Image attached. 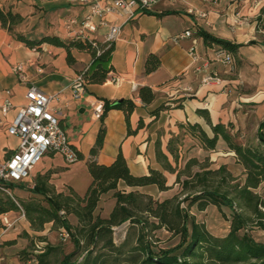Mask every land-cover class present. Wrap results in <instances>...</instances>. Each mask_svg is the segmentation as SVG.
Returning <instances> with one entry per match:
<instances>
[{"label": "crops", "instance_id": "1", "mask_svg": "<svg viewBox=\"0 0 264 264\" xmlns=\"http://www.w3.org/2000/svg\"><path fill=\"white\" fill-rule=\"evenodd\" d=\"M0 8L18 13L22 18L14 26V32L35 41L44 36H56L66 41L64 21L75 18L81 22L89 10L87 5L77 0H0ZM262 13L264 0H160L146 12H138L132 18L111 12L95 15L84 31L87 38L103 42L111 26L119 27L113 50L104 65L111 67V72L120 77V82L114 84L106 80L88 83L80 97L73 95L71 84L77 73L90 66L92 57L88 51L71 48L73 61L69 63L64 47L42 43L37 48H31L0 23V104L9 90L15 106L4 115L0 112V160L18 146V138L9 135L7 127L16 107L27 103L29 84L56 96L52 106L58 111L59 124L78 154L77 161L69 164L56 152L45 153L31 169L28 179L13 181L15 186L9 192L22 199L41 198L40 194L32 192L30 185L39 175H46V184L57 193H68L72 189L78 195H83L91 182L86 163L101 123L94 110L99 104L103 107L105 101L131 99L135 103L128 118V124L135 132L127 133V120L122 110L109 109L104 118V142L93 160L108 165L121 152L134 175L147 174L150 168L163 171L155 155V140L158 137L161 150L175 165L166 150V143L172 134L180 132L179 124L197 122L210 133L208 125L197 113L199 108L206 109L214 123H231L232 131L239 133L238 140L253 142L247 134L255 132L256 137L259 125L264 122ZM185 30H191L192 35L176 37ZM199 31L238 45L236 55H233V72L214 59L213 49L219 45L213 42L206 44ZM191 52L195 58H192ZM149 53L159 55L160 65L147 74L144 62ZM16 63H23L25 80H20L12 72L11 67ZM206 74L218 76L219 81L203 83L202 78ZM143 85L150 86L155 93L154 100L149 104H143L137 94L138 88ZM161 105L166 108L160 110L155 118L153 111ZM139 120H142L143 126L137 128ZM180 148L179 168L189 158L202 161L208 157L211 169L224 166L233 175L244 179L243 166L237 162L235 153L222 138H219L214 150L207 151L198 144L197 139L184 132ZM164 175L169 187L166 190H159L156 185L128 186L122 180L117 182V189L149 195L154 199L180 195L176 173L164 171ZM262 185L264 181L256 189L259 194ZM115 203L113 191H108L101 196L96 214L107 217ZM210 207L217 209L214 205H208L204 210H198L193 205L189 214L196 221L203 222L211 234L226 235L230 229L227 218V229L223 233L209 230L206 221L199 218ZM67 218L72 226H76L75 215L69 214ZM5 220L12 225L6 227ZM128 225V222H124L113 228H124L121 240ZM158 231L172 235L165 229ZM250 235L255 241L264 243V230L252 229ZM28 238L39 247L46 242L60 245L62 240L60 231L53 228L51 222L45 223L43 230L35 231L20 211L0 214V264H24L30 261L19 258ZM68 239L70 237L65 240ZM72 250L69 247L65 252ZM37 253L38 250H33V254Z\"/></svg>", "mask_w": 264, "mask_h": 264}, {"label": "trees", "instance_id": "2", "mask_svg": "<svg viewBox=\"0 0 264 264\" xmlns=\"http://www.w3.org/2000/svg\"><path fill=\"white\" fill-rule=\"evenodd\" d=\"M21 18L18 13L0 8L1 26L27 46L37 48L42 43H50L64 47L69 63L73 61L71 48L86 50L92 57L90 66L84 72L87 84L102 83L110 78L111 67L104 64L113 50V43L89 38L62 41L56 36L30 40L13 30ZM199 34L206 44L216 43L236 55L238 45L202 31ZM159 65V55L149 53L144 62L145 73L155 71ZM137 94L143 104H149L155 98L154 91L148 85L140 86ZM134 107L131 99L104 102L96 141L86 163L91 182L83 195H78L72 189L68 193H57L46 184L47 176L39 175L32 192L40 194L41 198L22 199L9 192L15 186L13 181H0V214L20 211L35 231L43 230L44 224L51 222L53 228L65 229L74 245L73 250L66 253L60 245L46 242L37 249V254L28 255L27 260L34 259L36 264H264V243L255 241L250 235L252 229L264 230V194L256 192L264 181V122L259 125L255 143L241 141L238 140V131H232L231 123H214L208 111L199 108L197 113L208 125L210 133L197 122L179 124L180 132L172 134L166 143V150L175 165L161 150L158 137L155 140V155L163 171L150 168L147 174L134 175L121 152L108 165L93 160L104 142L107 111L122 110L127 120V133L132 134L135 131L131 130L128 118ZM164 108L165 105H161L153 111L155 118ZM141 126L143 122L139 120L137 128ZM184 132L197 139L198 144L207 151L214 150L219 138H222L235 153L237 162L243 166L244 179L233 175L224 166L211 169L208 157L202 161L189 158L179 168ZM164 171L176 173L180 195L154 199L149 195L117 189V182L122 180L128 186L156 185L159 190H166L169 187ZM111 190L116 203L107 217H101L96 214L98 202L103 194ZM193 205L198 210H204L208 205L216 206L230 221L229 232L224 236L211 234L203 222L196 221L189 214ZM224 208L229 210V214L225 213ZM69 214L77 217L76 226L69 223ZM124 222L129 225L124 239L117 244L113 228ZM160 229L178 236L179 243L172 248L157 249L151 238Z\"/></svg>", "mask_w": 264, "mask_h": 264}, {"label": "built area", "instance_id": "3", "mask_svg": "<svg viewBox=\"0 0 264 264\" xmlns=\"http://www.w3.org/2000/svg\"><path fill=\"white\" fill-rule=\"evenodd\" d=\"M158 1L160 0H77L78 3L87 5L89 10L81 22H78L75 18H68L64 21L65 39L66 41L86 39L84 31L89 27L95 15L102 16L105 12H111L132 18L138 12H146ZM201 15L203 14L201 13ZM260 27L264 31V13L260 17ZM118 32V26H111L103 42L113 43ZM191 35V30H185L176 37H189ZM190 54L192 58H195L192 52ZM213 57L215 60L222 62L230 72L235 70L234 56L225 48L220 46L214 48ZM11 70L20 80H25L23 63L14 64ZM85 70L86 68L77 73L72 81L71 88L75 97H80L87 85L84 78ZM110 74L111 76L107 80L118 84L120 77L113 72H110ZM213 81H219L218 76L206 74L202 78L203 83ZM26 98L27 103L16 107L14 117L7 127V133L16 136L19 143L7 157L0 160V181L21 182L28 179L31 169L49 151L60 154L65 162L69 164L78 159L77 150L69 142L66 132L59 124L58 111L52 106L56 96L45 93L34 84H29ZM14 107L11 92L7 90L6 96L0 104V112L4 115ZM101 113L102 105L99 104L95 107L94 114L100 118ZM33 186L32 183L30 187ZM4 224L6 227L12 225L7 220L4 221ZM59 231L62 240L69 237V233L65 229ZM30 261L24 264H36L34 260H32V263Z\"/></svg>", "mask_w": 264, "mask_h": 264}, {"label": "rangeland", "instance_id": "4", "mask_svg": "<svg viewBox=\"0 0 264 264\" xmlns=\"http://www.w3.org/2000/svg\"><path fill=\"white\" fill-rule=\"evenodd\" d=\"M255 132H250L247 134V137L249 140L256 142L255 140ZM260 194H264V185L261 186V189L259 190ZM225 213L229 214V210L224 208ZM199 218L206 221L207 226L209 227V230L223 233L227 229V222L226 218L218 212L216 208L210 207L206 212L201 213ZM190 224V222H189ZM115 233L113 234V237L115 238L116 243H120L122 240V232L124 231V228L119 227L118 229L114 230ZM152 244L157 248H172L175 245L179 243V237L170 235L164 231H156L152 238H151ZM60 246L64 251H68L69 247L72 249L74 248V245L72 246L71 239L68 240H60L59 242ZM39 246H35V243L31 239H27L26 247L24 248V253L19 254V258L22 260H27L28 255H33V250H37ZM30 250V251H28ZM77 260H80V257H77Z\"/></svg>", "mask_w": 264, "mask_h": 264}]
</instances>
